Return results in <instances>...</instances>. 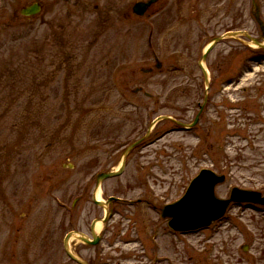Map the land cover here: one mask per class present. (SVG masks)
<instances>
[{
    "label": "rangeland",
    "instance_id": "1",
    "mask_svg": "<svg viewBox=\"0 0 264 264\" xmlns=\"http://www.w3.org/2000/svg\"><path fill=\"white\" fill-rule=\"evenodd\" d=\"M35 1L42 13L22 17ZM134 4L0 0L2 210L32 201L35 231L48 229L34 233L36 255L50 247V264H58L65 235L90 236L104 217L93 203L96 175L118 169L125 148L158 117L189 125L200 115L188 130L161 121L135 146L123 174L101 187L100 200L120 201L96 230L100 244L73 240L72 248L90 264H264V207L231 204L221 220L189 234L160 217L205 169L225 177L218 199L235 188L264 196V51L235 40L217 45L208 90L198 63L227 31L260 37L252 0H158L145 17L133 14Z\"/></svg>",
    "mask_w": 264,
    "mask_h": 264
},
{
    "label": "water",
    "instance_id": "2",
    "mask_svg": "<svg viewBox=\"0 0 264 264\" xmlns=\"http://www.w3.org/2000/svg\"><path fill=\"white\" fill-rule=\"evenodd\" d=\"M157 0H149L148 3H137L133 9L134 13L137 15H144L146 10L150 5L155 3ZM253 6L256 9V16H259V8L256 5L255 1L253 2ZM42 5L39 2H35L32 5L21 10V14L26 17L36 16L41 12ZM259 21V19H258ZM260 25L263 28V24L259 21ZM246 37L250 40V44L254 45L258 48L264 49V44L260 43L257 39L252 38L247 32L239 31V32H229L225 35L216 38L212 41L211 47L207 50L206 54L202 58V62L200 63V68L205 77L206 85H209L208 73L205 69V62L207 58V54L211 52V50L222 40L232 38V39H239V37ZM160 65L158 64V67ZM146 72V71H144ZM170 119L169 117H159L154 124L159 121ZM199 118L197 117L195 122L188 127H193ZM151 129L148 132L150 134ZM147 135V136H148ZM140 142V141H139ZM134 143L130 145L122 155V162L121 166L118 171L103 173L98 176L97 185L95 188L93 200L94 203L100 207H103L106 210V216L100 222L105 224L106 221L110 217V213L108 211V207L112 201L116 200L115 198H110L107 202H101L97 200V193L103 183L104 180L118 177L120 176L124 170L126 165V159L130 153V151L139 143ZM225 181L224 176H217L215 173L205 170L203 171L191 184L189 187L186 195L178 202L166 206L162 210V218L167 219L169 218V227L175 231L179 232H192L197 231L202 228H206L211 225L212 222L222 218L226 213L229 205L232 202L236 203H253V204H260L264 205V197L260 193L240 190V189H233L231 192V197L229 200H220L215 195V188L219 184ZM97 221H94L91 226V233L93 237V241L91 242L89 238H87L83 234H77V239L87 245H96L100 241V237L95 233ZM73 236V233L67 235L65 239V247L66 252L73 260L77 261L79 264H87L85 261L81 260L80 258L74 256L69 250V240Z\"/></svg>",
    "mask_w": 264,
    "mask_h": 264
},
{
    "label": "flooded vegetation",
    "instance_id": "3",
    "mask_svg": "<svg viewBox=\"0 0 264 264\" xmlns=\"http://www.w3.org/2000/svg\"><path fill=\"white\" fill-rule=\"evenodd\" d=\"M0 180H4V177H0ZM2 198L3 194L0 191V264H38L41 260L44 263L47 260V263L50 264L51 259L49 258V254L52 248L44 247L42 258L36 255L39 254L40 247L37 244L35 245L37 235H34V233L38 230L35 231L34 229L32 201H29L27 204H21L19 201L6 203L5 208L7 210H2ZM13 211L16 212L14 216L11 213ZM2 223L5 229H2ZM44 231H48V229L42 230V232ZM3 233L9 235V238L5 242L1 240V234ZM73 250L77 253V248ZM64 257L65 253L58 257L57 263L65 264L62 263ZM68 264L76 263L68 261Z\"/></svg>",
    "mask_w": 264,
    "mask_h": 264
},
{
    "label": "bare ground",
    "instance_id": "4",
    "mask_svg": "<svg viewBox=\"0 0 264 264\" xmlns=\"http://www.w3.org/2000/svg\"><path fill=\"white\" fill-rule=\"evenodd\" d=\"M97 197L99 198V195H98ZM100 228H101V224L98 223V224H97V227H96V230L99 231Z\"/></svg>",
    "mask_w": 264,
    "mask_h": 264
}]
</instances>
